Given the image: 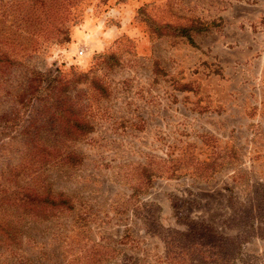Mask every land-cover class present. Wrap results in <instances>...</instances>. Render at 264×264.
<instances>
[{"label":"rangeland","instance_id":"374dc122","mask_svg":"<svg viewBox=\"0 0 264 264\" xmlns=\"http://www.w3.org/2000/svg\"><path fill=\"white\" fill-rule=\"evenodd\" d=\"M27 153L70 156L33 168L67 203L0 264H264V0H0V169Z\"/></svg>","mask_w":264,"mask_h":264},{"label":"trees","instance_id":"16d2710c","mask_svg":"<svg viewBox=\"0 0 264 264\" xmlns=\"http://www.w3.org/2000/svg\"><path fill=\"white\" fill-rule=\"evenodd\" d=\"M50 122L51 127L56 123V121ZM37 123L38 121H25L23 126H19L21 129L18 136L22 135V137H25L28 134L32 149H43L44 147L55 149L59 147L57 139L48 143L49 138L55 136V134H52L48 121L40 127L37 126ZM14 125L18 127V124ZM62 125L64 126L63 129L70 130L75 128L77 124L73 121H63ZM56 132L59 133V131L55 130ZM58 158L59 160L53 162V164H68L66 161L71 160L70 156L61 158V156L56 155L47 154L46 156H41L27 153L19 159L20 163L19 160L17 161L16 164L19 163L18 165L10 163L5 169H0V242L6 245L8 249L15 246L18 235H20V230H18L17 226V215L19 212L31 216L36 214L37 216V214H40L39 211L56 209L67 203L52 194L50 186H40L37 182L38 171L33 169L36 166H45ZM32 208L37 209V213L32 211ZM250 227L252 228L253 226L251 225Z\"/></svg>","mask_w":264,"mask_h":264},{"label":"built area","instance_id":"2783aa9c","mask_svg":"<svg viewBox=\"0 0 264 264\" xmlns=\"http://www.w3.org/2000/svg\"><path fill=\"white\" fill-rule=\"evenodd\" d=\"M83 52L80 51V54H82Z\"/></svg>","mask_w":264,"mask_h":264}]
</instances>
